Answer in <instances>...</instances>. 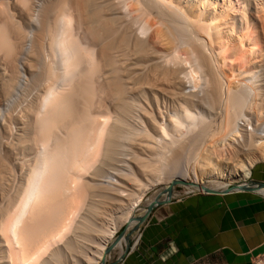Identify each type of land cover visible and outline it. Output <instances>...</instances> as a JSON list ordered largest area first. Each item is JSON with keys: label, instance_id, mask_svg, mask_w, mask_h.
<instances>
[{"label": "bare ground", "instance_id": "6f19581e", "mask_svg": "<svg viewBox=\"0 0 264 264\" xmlns=\"http://www.w3.org/2000/svg\"><path fill=\"white\" fill-rule=\"evenodd\" d=\"M38 1L0 0V264H101L172 181L223 191L264 159V0Z\"/></svg>", "mask_w": 264, "mask_h": 264}, {"label": "crops", "instance_id": "0c3cea01", "mask_svg": "<svg viewBox=\"0 0 264 264\" xmlns=\"http://www.w3.org/2000/svg\"><path fill=\"white\" fill-rule=\"evenodd\" d=\"M244 181L264 182V159ZM135 244L118 264H252L264 254V190L174 196L153 208Z\"/></svg>", "mask_w": 264, "mask_h": 264}, {"label": "rangeland", "instance_id": "374dc122", "mask_svg": "<svg viewBox=\"0 0 264 264\" xmlns=\"http://www.w3.org/2000/svg\"><path fill=\"white\" fill-rule=\"evenodd\" d=\"M32 1H33L32 6L34 7V8H33V7H32V8H33V9H36V8L38 7L37 5H35V4H37V0H35V1H36L35 4H34V2H35L34 0H31L30 3H32ZM41 1H42V2H41ZM43 1H44V0H39L38 3H39V2H41V4H43L44 2L47 3L46 1H44V2H43ZM34 5H35V6H34ZM43 5H44V4H43ZM43 5H42V6H43ZM40 8H41V6H40ZM0 51H1V50H0ZM22 52H24V49L21 50V53H22ZM1 53H4V52L1 51ZM1 53H0V54H1ZM1 55H2L3 57L1 56L2 59H1V57H0V63H1V67H3V66L6 65L5 63H7L8 59L6 58L7 56L5 57L6 59H3V58H4V55H3V54H1ZM19 55H20V54L16 55V56H18L17 58L15 57L16 60H18V61H16L15 59H13L14 62L16 61L15 63L17 64V66H16L15 63H12V62H13V61H12V62H11V66H12V67H11V68H13V65H12V64H15V67H17V69H20L19 71L21 72V71H22V70H21V67H23V65H22V62H21V60H20L21 57H19ZM21 55H22V54H21ZM21 55H20V56H21ZM182 55H184V54H182ZM257 58H259V57H257ZM5 60H7V61H5ZM19 60H20V61H19ZM2 64H3V65H2ZM238 64L240 65V63H237L236 65H237L238 67H240ZM236 65H235V66L233 65V66H234L233 68H235V69L233 70L232 68L229 67L230 65L228 64L227 67H226V69H224V70H225V73H226L225 75L231 76L232 72H233V73H234V71H235V72H238V71H239L238 69H240V68H238ZM243 65H244V64L241 63V66H243ZM187 67H188V66H187ZM228 67H229V68H228ZM243 67H244V68H247V66H245V65H244ZM236 68H237V69H236ZM228 69H229V70H228ZM231 69H232V71H231ZM242 69H243V68L241 67V70H242ZM14 70L17 71L16 68H14ZM187 70H188V68H187ZM236 70H237V71H236ZM243 70H245V69H243ZM226 71H227V72H226ZM228 72L231 73V74H229ZM188 74H189V76H188ZM188 74H187V76L189 77V79H191L190 77H192L193 75L190 74V73H188ZM191 75H192V76H191ZM29 80H30V79L28 78L26 81H29ZM30 81H31V80H30ZM30 81H29L30 85L28 84L29 87L27 86L28 89L25 90V95H24V96L27 97V98H29V97L31 96V93L34 92V91L36 90V87H34L35 84L33 83V84H34V85H33V84H32L33 81H31V82H30ZM190 83H193V81H190ZM22 95H23V94H22ZM22 95H21V96H18V99L21 100V101H22V99H24V97H23ZM19 97H20V98H19ZM21 97H23V98L21 99ZM16 101H17V100H16ZM17 102H18V101H17ZM17 102H16V104H17ZM169 102H170V103H169ZM166 103L168 104L169 107H168L167 104H166L165 109H167V112H169L170 114H172V113L174 112V111H172V109H173V110L175 109L173 106H177V104L175 105V104H174L175 102H173V104H172L171 101H167ZM169 104H171V105H169ZM14 106H15V104H13V107H14ZM13 107H12V108H13ZM163 108H164V107H163ZM171 108H172V109H171ZM1 109H4V108L1 107L0 110H1ZM214 109L217 110V107L214 108ZM168 110H169V111H168ZM215 110H214V111H215ZM171 111H172V112H171ZM218 111H219V110H217V112H218ZM3 112H5V109H4V111L2 110L1 113H3ZM215 112H216V111H215ZM215 112L212 111V112H211L212 114H210V113H209L210 115L208 114L209 116H211L210 119H212L213 116L215 117V114H216ZM214 113H215V114H214ZM213 114H214V115H213ZM208 115H207L206 117H208ZM218 115H219V113H218ZM166 118H168V116H166ZM215 118H216V119H215ZM215 118H213L212 120H210L209 117H208V118L206 119L209 123L211 122L210 124H208V125H210V127H211L210 129H211V130H209V129H208V130H209V131H212V132H208V131H207V132H208V133H207L208 135L206 136V138H205V140H204L205 144H208V143H206V139H208L207 142L210 143V141H209V137L214 136L213 139L216 138V135H217L216 132L218 133V135H217V136H218V139H217L218 142H219V140H221V138H222V136H223V135H222V136L219 135V134H221V133L219 132V128H218L219 117L216 115ZM208 119H209V120H208ZM213 120H214V122H213ZM216 120H218V122H217ZM212 122H213V124H212ZM211 124H212V126L214 125V127H212ZM215 126H216V127H215ZM208 128H209V127H208ZM212 128L215 129V130H213ZM216 130H217V131H216ZM214 132H215V134H214ZM205 179H207V180H205ZM245 179H246V178H245ZM188 180H189V181H192V180H193V176L190 175V178H189ZM204 180H205V181H208L209 178L204 177ZM211 180H212V178H210V181L208 182V184L210 183V184L212 185L213 182H211ZM222 181H223V182H227V184H229V186H232V185H235V184H237V183H243V182H244V179H232V180H224V179H223ZM163 189H164V184H163L162 182L159 183V184H157L156 186H153V187L149 188V189L145 192V194H144V196H143L141 202L139 203L137 209L134 211L133 215L136 216V217H137V216H140L141 213L143 212V211L141 212V208L144 206L143 203H146V201L148 200L149 197L155 195L158 191H161V190H163ZM174 190H175L176 193H177V195H175V197H177V196L179 197V196H183V195H189V194L197 193V192H199V193H205V192L202 191V190H199V191H189L188 188L184 187V186L181 185V184L176 185V186L174 187ZM177 190H178V191H177ZM124 192L126 193V192H128V191L126 190V191H124ZM134 192H137V191H134ZM155 192H156V193H155ZM190 192H191V193H190ZM135 194H137V193H135ZM129 197H130V196H129ZM173 197H174V196H173ZM162 198H164V197L162 196ZM171 199H172V198H171ZM0 203H2V201H0ZM3 203H4V202H3ZM3 203H2V205H3ZM106 204H110V203H105V205H106ZM141 205H142V206H141ZM157 206H158V205H157ZM106 207H107V208H106ZM155 207H156V206H155ZM104 208H106L107 211H103V212H102V210H101V212H102V216H103V213L106 214V212H107L108 217H110V216H117V212H115V213L113 212V210L115 209V206H114V205H108V206L106 205ZM101 209H103V207H102ZM110 209H111V210H110ZM103 210H105V209H103ZM109 212H110V213H109ZM112 212H113L114 215H112ZM108 213H109L110 215H109ZM105 214H104V217H103V218H108V217L105 216ZM115 214H116V215H115ZM118 215H119V213H118ZM142 225H143V224H142ZM141 227H142V226H141ZM125 229H126V225H125V224L121 225L120 228H119V230L117 231V236H118L120 233L124 232ZM119 236H120V235H119ZM119 236H118V237H119ZM133 241H134V233H133V234L131 233V234L129 235V239H128V243H129V244H128V245H129L128 250L130 249V247H132V245H133ZM111 245H112V244H111V242H110V243L108 244V246H111ZM128 250H127V251H128ZM127 251H126V252H127ZM113 252H114V253H113ZM112 253H113V254H112ZM117 253H118L117 250H111V253H110V255H109V258L105 257V258H103V259H105V261H106L107 264H118L117 262H119V258H120L121 255L118 256ZM112 256H113V257H112ZM101 263H102V261H101Z\"/></svg>", "mask_w": 264, "mask_h": 264}, {"label": "water", "instance_id": "95a60500", "mask_svg": "<svg viewBox=\"0 0 264 264\" xmlns=\"http://www.w3.org/2000/svg\"><path fill=\"white\" fill-rule=\"evenodd\" d=\"M178 184H181V181L179 180H174L170 183L169 187L167 188L166 191V196L162 199H156V201H153L152 203H150L147 206V211L144 215H141L138 219L141 221V223H144L146 221V219L148 218L150 212L153 210V208L157 205H161L163 203H166L168 201L171 200L172 198V190L174 189V187ZM264 187V182H243V183H237L235 185L230 186L229 188L223 190V191H217L215 189L212 188H208V187H204V191L207 193H225L231 190H261V188ZM121 235V233L119 234ZM118 235V236H119ZM129 247V246H128ZM128 247L126 248L125 252L120 256V258H123V256L125 255L126 251L128 250ZM111 249V246H109L106 249V252H109ZM101 264H107L105 259L102 260Z\"/></svg>", "mask_w": 264, "mask_h": 264}, {"label": "built area", "instance_id": "2783aa9c", "mask_svg": "<svg viewBox=\"0 0 264 264\" xmlns=\"http://www.w3.org/2000/svg\"><path fill=\"white\" fill-rule=\"evenodd\" d=\"M239 126L242 129H247V131H252V122L250 118L247 116L242 117L239 119ZM191 193V192H190ZM144 224V223H143ZM252 264H264V254L258 256Z\"/></svg>", "mask_w": 264, "mask_h": 264}]
</instances>
